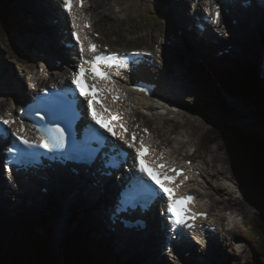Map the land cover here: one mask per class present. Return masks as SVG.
<instances>
[{"label":"rangeland","instance_id":"rangeland-1","mask_svg":"<svg viewBox=\"0 0 264 264\" xmlns=\"http://www.w3.org/2000/svg\"><path fill=\"white\" fill-rule=\"evenodd\" d=\"M40 1H42V4L44 3L43 0ZM114 1L115 0H97V4H95L93 1L92 8L94 10L92 9V15H90L92 19L94 18L96 26L102 31L104 39H106L108 44L113 45L116 48L126 47L127 49H129L131 47L141 48L144 46L154 48L155 42H157L160 38H165V41L171 42L170 36L165 37V35L169 33H175V30L170 31L171 27L169 26V24H171V16L169 15H171V11H173L171 6L172 3L170 0H120L121 8L116 6L117 3L115 4ZM163 1L166 2V5L162 4ZM26 5H28V3ZM29 7L30 4L27 8H24V13L23 11L21 14L18 13V17L14 19L12 25L9 28H0V37L4 46L3 47L2 45H0V49L2 48V51L0 50V56L2 58L1 60L4 61L5 64L13 68L15 63L14 60L10 57V53L17 54V56L20 58L25 55L26 57H28L26 59H31V57L29 56L31 54V46H29V43H33L34 41L30 39V41L27 42L22 37V43H19L18 40L14 38L17 34H19L20 36L22 32L26 33V31H29L30 28H32V33L34 34L33 27L29 26ZM19 9H22L21 6H19ZM95 10L98 12H96ZM114 10L116 11L113 12ZM101 11L110 13L112 15L111 18L108 20L102 17L99 14V12ZM247 21L249 22L250 20ZM246 25L242 26V30L235 28L232 36H225V33H223V31H219L220 36L222 35L221 37L223 38V41L221 43L222 46L220 44L218 50H221V47H223V43L241 41L244 44L246 51H243L242 55L239 53H234L235 56L232 55V57L230 58H237V63L246 65L247 67H254L257 64V56L254 52L260 50V47L264 49V26L259 25L257 22L254 27H251L250 24L249 26L248 24ZM59 31H61V29ZM194 39L195 38L192 35V40L195 42ZM175 46L167 49V64H165L166 59H163L162 67L164 68L165 66H167L166 68H168V71H171V73L176 70L177 74H180V71L179 69H174L176 68V66L184 68V71L188 70V75L186 74L182 78L183 81L187 82V85L190 87V89H192V91L189 94H183L182 97H190L189 99H191V101H187L188 103H190V105L197 106V112H195L197 116L194 117L190 114V116L188 117L189 124L187 125V127L193 128V137L196 141L200 140V142H202L199 148L193 147L190 150L189 147L186 150L189 149L192 152V156H194L193 158L201 163V160L202 162L211 160V151L212 149H216V155L218 154L221 159H223V161L219 159L215 161L214 164L210 163V166H208V169L212 170V172L214 171V174L216 172V174H220V180H218V177L214 176L216 179L212 180V182L219 184L217 187H222L223 185L229 187H232L234 185L236 186H234L235 191H233V194H229L227 193V191L223 192L221 190H216L215 192L212 191L214 197L220 200V203L217 205L220 208L218 209V214L224 212L226 215L230 216V219L234 218L236 222L235 224L231 223L229 226L232 232L230 235V244L223 248H217L216 255L214 256V258L207 261V264H230L234 262L248 264L247 259L250 257L254 250L252 242V226L253 224H256L257 216H264L263 195H261L260 190H254L247 185L245 174L241 170L239 165L234 162V153L231 147L226 143L224 137L222 139H219L217 142H214L212 144L210 143L208 145L205 143V139L208 133L213 130V128L230 122L232 117H235V119L242 122L247 121V123L251 124V126L249 127L255 125V128H253L252 131H255L259 128L262 129V127L259 126L257 122L264 123V120H261V118L263 117L262 112L264 111V106L262 109H257L242 97L228 96V111L225 112L220 110V108L215 105L217 101V92L220 91V88L218 87L219 81H212L211 85L206 88V91L205 88L201 87V85L203 84V79L209 80L216 75V72L212 70H206L205 68L208 67V59L206 57L208 53L212 51L208 50L207 54H204V52L201 51L205 50L199 48L201 50L200 51L198 49V46H196L197 48L194 46L197 51L190 46L189 49L183 48V45L179 44H175ZM177 46H179V48ZM177 59H185L186 63L182 62L183 65H181L179 64V62H177ZM204 70L208 75H206ZM17 71L18 70L16 69V77L20 79V81L25 82L24 78H22L21 80L20 75ZM6 89L7 92L5 93V95H10L12 89L10 83L6 85ZM13 97L14 96L11 95L8 99H6V101L12 104ZM232 99L238 100V102L233 103L231 102ZM197 117H201L203 121L196 120L195 118ZM156 121L157 120L150 119V121L147 122L152 128L157 124L155 123ZM166 126L168 128H175V131L178 132L184 127V124L182 120H176L169 122L168 124H166ZM171 135L174 137V134ZM218 169H223L224 172L219 173ZM0 191H2V189H0ZM63 200L64 198L62 196L61 198H59L57 197L56 193L53 194L52 192L51 195L44 198V203L46 204L28 208L27 204L24 203L23 206H11V209H15L20 213L22 212V210H24V212L26 210H29L32 213L35 212L48 217V225L46 228H50L53 230V241L57 246H59V243L61 242L63 236H65V233L70 230L69 226L72 224L71 222L77 214L76 210L79 209L78 207L74 208L73 206L72 208H68V206L63 203ZM5 204L6 203H3L2 201L0 202L1 207ZM235 206L238 207V212L234 210ZM224 207L225 210H223ZM97 209H99V207L96 206L90 211L89 207L85 206L84 212L80 211L78 213H80L81 218H87L89 221L97 223L98 227L102 230V221L100 219H94V217L90 214L91 212L93 213V211L96 210V215L99 216V210ZM14 216L15 214L11 215V217ZM224 223H227V221H224ZM71 226H75V224H72ZM94 230L96 229L94 228ZM96 231L98 233V237L104 239L103 242L105 244H109V242L105 240L106 237L104 238L99 234L98 228ZM109 246L114 250V254L113 258L108 261V264H119L117 259H119L122 264L129 260L131 261L137 259L138 261H140V257L141 264H150L146 261V257H144V255H142L141 253L130 256L126 255V257L124 258V255L120 254L117 251L118 247L114 246L113 244H109ZM162 247L163 246H160V248ZM133 253L134 252H132L131 254ZM137 255H139L140 257ZM117 256H120V258H117ZM149 258L155 261L154 263L152 262V264H160L158 262L159 257L156 258V256H149ZM182 264H187L186 260L183 261ZM192 264H194V262H192Z\"/></svg>","mask_w":264,"mask_h":264},{"label":"bare ground","instance_id":"bare-ground-1","mask_svg":"<svg viewBox=\"0 0 264 264\" xmlns=\"http://www.w3.org/2000/svg\"><path fill=\"white\" fill-rule=\"evenodd\" d=\"M43 1H44L43 3L44 5L42 4V1L40 0L28 1V6L30 4V7L28 8L30 12L29 13V21H30L29 26L33 27V32L35 36L38 37L37 43L33 47L34 48L33 53L31 54V58H33L32 64L28 63V59H26L27 57L20 58L16 54L10 53V57L16 63V68H13L5 64L4 61L1 60L2 58L0 56V72L4 75L6 79L5 84H9L8 82H11V84H13L14 90L18 88V92L23 97H28L32 91L28 90L27 88L28 81L25 82V84H23L22 81H20V79L16 77L17 75L16 69L19 70L21 73L24 72L25 76L28 78L29 81L46 82L43 76H40L38 74L39 73L38 69L41 66H45V63L51 60H54V58L57 61L62 60L63 62L62 64H60L59 69H58L59 71L58 76L57 77L54 76L53 79L51 80L52 84L55 85L58 82L59 83L68 82V81L70 82L71 76L73 75V73L76 72L77 70L76 68L79 65L78 64L79 56L77 55L76 50L68 49L62 43H60V40L61 42H63L62 36H64V34H62L61 36L60 32L58 31L59 24L54 25L53 23L50 22V21H53V19L57 18L56 14L58 11H60L62 0H43ZM91 1L92 0H89V3H91ZM93 1L95 4H97V0H93ZM170 1L172 3L171 6L173 10L171 11V15H169L171 16L170 17L171 24H169V26L171 27L170 31L175 30L174 32H176L177 30V34L175 33V35H177V37L181 38L185 43H187L188 47L190 46L191 48H193L194 46L195 47L198 46L196 45L195 42L199 39L200 40H204V39L197 38L196 31L198 27L196 26L197 22H196L194 15L195 14L201 15L203 11L207 9L209 10L210 5L208 3V0H170ZM114 2L115 4L117 3L116 6L121 8L120 0L118 1L115 0ZM194 3L196 5V9H194ZM250 9L254 13H256L258 10L257 14L259 16V19L264 21V10L263 9H259L256 3L255 4L253 3ZM86 10L91 11L92 8H88L87 6ZM22 11L24 13V8L21 9V13ZM115 11L116 10H114L113 12ZM99 14L108 20L112 16L110 13H107L104 11L99 12ZM61 19L63 20V18ZM231 20H232V17L229 18L227 26L225 27L222 26V23L220 22V24L217 25L215 28H218V29L221 28L226 33V29H229ZM67 23L69 27L74 26V24L76 23V20H74L73 15L69 17V20L67 21ZM243 25H246L244 21H242L240 25L236 27L230 26L232 27L231 33L228 35L232 36V29L234 28H238L239 30H242ZM218 29H215L214 31ZM210 30H211V27H210ZM178 31L181 33H179ZM214 31L209 32L207 42H209V45L212 44L214 46H217L221 44L223 40L221 37L216 35ZM170 35L171 33L165 35V37L170 36ZM192 35L195 38L194 39L195 42L192 40ZM14 38L17 39L19 43H22V40L19 38V34H17ZM1 42H2V39H1ZM205 42L206 41H204L203 45L208 46V45H205ZM157 43L161 44V46L164 47L166 43L165 38L158 39ZM226 44L227 43H223V46H226ZM40 47L47 48V50L49 51V55L51 54L48 57V59L51 58V60H47V59L41 60L37 58V55L39 53L38 48ZM199 48L204 49L202 45ZM135 49L149 50V47H146V46L141 47V48L131 47L128 50H135ZM259 49L262 50L263 48L260 47ZM0 50L2 51V48ZM125 50H127V48H125ZM241 50L245 51V48ZM260 50L255 51L254 53L257 54ZM70 52L72 53L70 54ZM36 64H39V65L35 69L34 65ZM176 69H179L180 74H177L176 70H174L171 76L168 75V73L166 72L169 70L168 68L163 69L164 74L167 76L165 77V80L162 83L163 88L156 90L158 94L154 95L152 98H146L142 94H138L130 90L129 84H131L132 82L128 83V78H129L128 74L125 76H118L119 82L113 83L112 85H113V89L118 94H121L123 97H125V102H124L125 110L128 111V116H127L126 121L130 124L133 131H138L137 128L140 126L142 127H146L145 125L150 126L147 122V121H150V119L157 120L155 122L157 124L154 125V127L151 129L152 130L151 138L149 139V141L146 139L152 145V151L150 155L148 156L149 159L151 158V159L161 160L162 156H165L166 160L170 162L172 166H182L183 164L186 163L187 159L194 157L192 156V152L190 150L193 147L199 148L202 142H200V140L196 141L195 138L193 137V128L187 127V125L189 124L188 117L190 116V114L194 117L197 116V114L195 113L197 112L196 111L197 106L190 105V103H188L187 101V100L191 101V99H189L190 97L188 96L182 97L183 94H189L192 91V89H190V87L187 85V82L183 81V78H182L188 73V70L184 71V69L183 68L180 69V67ZM139 72L141 74L143 73L148 74V73L154 72L155 75H158L161 71L159 69H154V68L152 71H150L149 68H143L142 70L140 69ZM148 75L152 76V74H148ZM143 76L145 75H142V77ZM152 77L155 78V76H152ZM144 79L152 83L154 82L150 80V78H144ZM5 96L6 95L4 93H1V89H0V109H1L0 117H5V114L7 112H12L13 114L16 113L15 112L16 102L12 101V104L10 102L8 103L6 99H8L9 97L5 98ZM231 102L236 103L238 102V100L232 99ZM113 106L116 107V105H113ZM195 119L199 121H203L201 117L200 118L197 117ZM176 120H180V121L182 120L184 124V127L178 132L175 131V128H171L170 126H169L170 128H168L166 126V124H168L169 122L176 121ZM13 127L16 128L17 132L20 130V127L18 125H13ZM171 134H174V137ZM189 147H190V150L189 149L186 150ZM1 153L2 151L0 150V155ZM211 153H212L211 160L206 161V162H201V163H198L195 161L197 168L202 171V174L193 178L189 183L187 182L188 184L186 185V189H188V187H195V186L197 188L199 187L202 188V189H198L199 191L197 192L198 195L201 196L199 200V204L201 208L210 211V214H211L210 220L215 221L218 224L220 231L226 232L227 234H229V238H230V235L232 232L229 226L231 223L235 224L236 220L234 218L230 219V216L226 215L224 212H222L221 214L220 213L218 214V211H219L218 209L220 208L217 205L220 203V200L214 197V194L212 191L215 192L216 190L217 191L221 190L223 192L227 191V193L233 194V191H235V188H234L235 185L232 187L224 186V185L222 187H217L219 184L212 182V180L216 179L215 177H218V180H220V176H219L220 174L219 175L216 174L217 172L214 174V171L212 172V170L208 169V166H210V163L214 164L215 161L219 159L223 161V159H221V157L218 154L216 155V149H212ZM130 163L135 164L136 157L134 159L133 158L130 159ZM218 172L221 173V172H224V170L220 169ZM66 173L72 176V173L67 172V170H66ZM120 178H122L121 173H120V177H117L114 181H110L108 183V185L105 188L107 194L111 193V189L113 186H117V184L120 181ZM5 180L8 181V176L6 172L2 169V164L0 163V189H3V191H0L1 192L0 200L3 203L7 204L9 203V200L11 199V193L9 189H6L7 187L5 188V186H8ZM82 187L84 190L86 189L95 190L96 189V188L85 187V185H82ZM83 189H79V192H77L76 190H69L67 194L64 195L65 199L63 203L66 206H68V208H72V206L74 208H77V207L79 208L80 205L81 206L84 205V206L89 207L90 211L94 209L96 206L98 207L97 201H93L92 199H90V197H84L81 194V193L86 192V191H83ZM54 192L57 193L55 190ZM99 194H102L99 189H96L93 193H91V195H94V196H98ZM2 195L5 196L6 199H9V200L3 199L4 197ZM103 197L104 196L100 195L99 199H102ZM114 197L115 196H113V198ZM17 198L19 197L17 196ZM223 210H225V207L223 208ZM234 210L238 212L237 211L238 207L235 206ZM94 212H95V215H94ZM90 214L96 220L101 219L100 215L99 216L96 215V210H94L93 213L91 212ZM162 220H165V219H162ZM224 221L225 222L227 221V223H224ZM149 230L151 231L152 234H149V233L146 234L148 237L146 241H143L142 243L139 241L140 243L138 244L131 243L129 245V249H131L135 253L137 252L139 254L141 253L142 255H144V257H146V261L149 262L150 264H152V262L154 263L155 261L150 259L149 256H156V258L159 257L163 264H170V260H168V258L165 256L166 255L165 251L162 250L163 247L160 249V243H162V240L168 236V233H159L160 229L158 228L157 217L151 220L150 225H149ZM153 232H156V234H153ZM196 241L201 242L198 235L196 236ZM164 243L165 245H167V242H164ZM144 244L145 246L143 247ZM187 251H190L192 254L196 252L192 244H187V248L185 249L184 252H187ZM176 258H177L176 260H178L179 262L178 264H181L180 255H177Z\"/></svg>","mask_w":264,"mask_h":264},{"label":"trees","instance_id":"trees-1","mask_svg":"<svg viewBox=\"0 0 264 264\" xmlns=\"http://www.w3.org/2000/svg\"><path fill=\"white\" fill-rule=\"evenodd\" d=\"M23 3V0H0L1 29L12 25L18 13H21L19 6ZM207 59L206 70H212L216 75L212 79L202 80L201 87L205 91L212 81H219L230 97H242L255 108L261 109L264 90L257 78L256 65L247 67L232 58H217L214 55ZM216 97L215 105L222 111H228L226 96L218 91ZM262 114L264 119V111ZM244 134L240 129L225 123L213 128L206 136L205 143L212 144L224 137L234 153V162L245 174L247 185L260 190L264 198V138ZM47 222L48 217L29 210L23 211L16 218H10L0 208V264H108L113 258L114 251L108 245L105 246L91 224L81 218L80 214L75 215L71 222L75 226H69L70 230L63 236L59 249L53 241V230L46 228ZM40 228L44 231L40 232ZM252 228L254 250L247 261L248 264H264V216H257ZM124 264L141 262L136 259Z\"/></svg>","mask_w":264,"mask_h":264},{"label":"snow or ice","instance_id":"snow-or-ice-1","mask_svg":"<svg viewBox=\"0 0 264 264\" xmlns=\"http://www.w3.org/2000/svg\"><path fill=\"white\" fill-rule=\"evenodd\" d=\"M64 6L71 11L72 7V0H63ZM81 6L83 5V0H80ZM216 23H219V12H217L216 15ZM76 25L74 24V27ZM87 27V25H86ZM76 40L80 43V53L83 56L86 52L85 46L83 42L80 40V36L78 33H74ZM87 52L92 54V58L89 60H84V62L79 66L78 72L73 73V80L72 83L76 85V88L79 90V94L81 96H84L87 100V105L89 109H93V101L96 100L98 92L102 91V89L99 88V86L95 83H89V74L91 75V79H106L108 78V73L106 71H103L101 69L102 64H107L109 68H111L113 65L111 61H114L116 59V55H105L103 53L96 54L97 53V46L95 44L89 43ZM88 64L91 67L86 68L84 65ZM126 66V65H125ZM119 67V66H117ZM119 74V73H117ZM32 87H35V85H31ZM143 90V89H141ZM89 97H91L89 99ZM108 109L105 107L104 112H96L94 109L92 111V120L100 125L101 128L105 127V124L102 122V119L106 120L107 117L104 116V113L107 112ZM7 115L11 116V113H8ZM0 122H2L5 125H9L13 123L10 119H4L3 117H0ZM108 132L111 133L112 136H119L120 139L125 140L123 134H118L116 132H113L112 129L109 127L106 129ZM55 132L60 134V141H62L64 137L65 130L63 128H60L57 126L54 130ZM18 139L20 142L28 147L32 146V142L25 139L23 136H18ZM135 134H133L132 141L125 140V143L128 145L129 148H134L136 153V160L139 162V172L144 174L148 177L149 180H151L154 184L158 186V190L163 195L167 196V206H166V212L170 213L172 218L174 219V223L176 225H185L187 227H193L194 225L189 224L188 220L190 218L189 215V209L187 208V204L191 202L194 198L192 196H185V197H173V192L175 189H169L164 184H161L160 181L156 178L155 175H153V172L149 170V167H146L145 159H144V148L145 145L141 141L140 146L136 147L135 145ZM60 141H57L55 137L45 138L43 135L40 138L39 147L44 149H51L53 147H59L61 146ZM152 165V168L154 171H157L159 175L163 177L165 180H175L174 176H167L165 173L160 172L159 169H163L164 165L156 164L155 162H150ZM175 171V169H173ZM179 175V173H177ZM205 215V214H201Z\"/></svg>","mask_w":264,"mask_h":264},{"label":"water","instance_id":"water-1","mask_svg":"<svg viewBox=\"0 0 264 264\" xmlns=\"http://www.w3.org/2000/svg\"><path fill=\"white\" fill-rule=\"evenodd\" d=\"M257 78H258V81H259V83H260V85H261V87H262V89L264 90V82L259 78V76H258V73H257ZM263 106H264V103H262L261 104V109L263 108ZM237 119H235V117H232L231 118V121L230 122H227V124L228 125H232V126H234V127H236V128H238V129H240L241 131H243L245 134H246V136L248 135V137L250 136V137H253V133H251V134H249L248 133V129H253V128H255V125L254 126H252V127H247V125L248 126H251V124H249V123H247V121L245 122V121H240V120H237ZM261 120L263 121L264 119L263 118H261ZM240 123H243V124H245L244 126H242V125H240ZM257 124H259V125H264V123L263 122H257ZM244 134V135H245ZM57 247H59V246H57Z\"/></svg>","mask_w":264,"mask_h":264}]
</instances>
